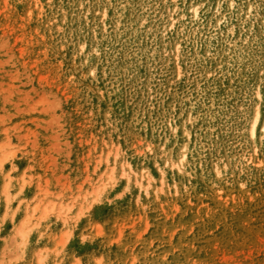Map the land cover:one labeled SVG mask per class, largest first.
I'll return each mask as SVG.
<instances>
[{
  "label": "rangeland",
  "instance_id": "374dc122",
  "mask_svg": "<svg viewBox=\"0 0 264 264\" xmlns=\"http://www.w3.org/2000/svg\"><path fill=\"white\" fill-rule=\"evenodd\" d=\"M0 264H264V0H0Z\"/></svg>",
  "mask_w": 264,
  "mask_h": 264
}]
</instances>
